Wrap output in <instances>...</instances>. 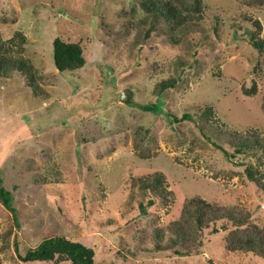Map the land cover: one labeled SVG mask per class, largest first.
Instances as JSON below:
<instances>
[{
    "label": "rangeland",
    "instance_id": "rangeland-1",
    "mask_svg": "<svg viewBox=\"0 0 264 264\" xmlns=\"http://www.w3.org/2000/svg\"><path fill=\"white\" fill-rule=\"evenodd\" d=\"M142 1L0 0L3 37L25 34L21 53L48 92L34 97L17 70L0 76V175L16 210L0 200V264H73L20 257L48 233L93 247L96 264H264L225 247L228 221L204 227L186 253L156 246L194 195L264 225V190L246 172H264V148L238 152L228 139L264 137V49L250 42L253 19L264 40V0H202L200 21L181 28ZM56 35L81 43V68L57 70ZM168 78L174 85L157 93ZM156 170L173 194L149 206L131 177Z\"/></svg>",
    "mask_w": 264,
    "mask_h": 264
},
{
    "label": "trees",
    "instance_id": "trees-1",
    "mask_svg": "<svg viewBox=\"0 0 264 264\" xmlns=\"http://www.w3.org/2000/svg\"><path fill=\"white\" fill-rule=\"evenodd\" d=\"M143 6L161 15L172 27H189L200 21L203 15L202 0H192L190 5L174 2L173 0H144ZM255 29L250 32V42L259 51L264 49V40L259 35L262 25L260 20H252ZM26 42V36L21 30H17L11 37L4 38L0 30V76L7 78L13 70H17L25 79L34 97L48 96V92L40 85L39 77L36 74L34 64L30 58L21 53V44ZM53 62L58 71L75 70L81 68L86 58L83 46L79 41L65 40L60 35H56L52 40ZM173 78L162 79L156 86V92L161 93L167 87L174 85ZM256 89L255 81L250 88L245 87L244 92L252 93ZM128 102L138 105L145 110L155 108L154 103L133 102L126 97ZM205 114V112H204ZM228 131V130H227ZM231 144L235 151H248L252 149L264 148V137L257 131H228ZM247 176L257 183L264 190V172L255 171L253 166L246 168ZM131 188L133 192L139 191L143 197H147L146 204L153 205L156 200L167 203L173 194L168 189L165 174L161 170H156L147 175L131 177ZM0 200L14 214L12 193L3 185L0 175ZM140 210L145 212L144 202L139 201ZM217 221H222V226H213ZM230 222L231 227L225 234V247L230 250L251 252L256 256L264 258V225L259 226L249 221V211L243 207L223 204L219 201L208 200L200 195H194L184 199L180 215L173 219L168 227L172 234L165 245L160 243L161 238L156 242L160 249L171 247L177 253H186L200 243L197 236L204 227L211 223L214 231L219 228L226 229V222ZM156 237H161L159 232ZM180 246V247H178ZM24 261H71L73 264H96L95 250L93 247L80 240L67 237L64 234L48 233L44 234L40 242L29 248L24 255L20 256Z\"/></svg>",
    "mask_w": 264,
    "mask_h": 264
}]
</instances>
